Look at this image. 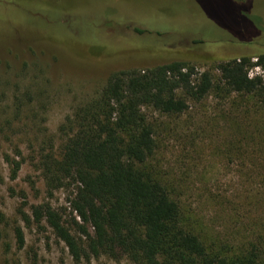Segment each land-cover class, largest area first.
Masks as SVG:
<instances>
[{"label":"rangeland","instance_id":"374dc122","mask_svg":"<svg viewBox=\"0 0 264 264\" xmlns=\"http://www.w3.org/2000/svg\"><path fill=\"white\" fill-rule=\"evenodd\" d=\"M7 1L0 6V264H77L48 224L32 219L41 205L75 217L77 184L50 189L43 167L45 157L60 158L68 118L118 72L181 62L218 82L219 64L260 52L239 39L264 33V0ZM256 76L264 79V70L252 68ZM149 115L158 126L151 166L175 187L196 227L230 247L250 237L264 220L258 99L213 94L180 117ZM79 264L133 263L104 256Z\"/></svg>","mask_w":264,"mask_h":264},{"label":"trees","instance_id":"16d2710c","mask_svg":"<svg viewBox=\"0 0 264 264\" xmlns=\"http://www.w3.org/2000/svg\"><path fill=\"white\" fill-rule=\"evenodd\" d=\"M236 1L247 6L252 2ZM7 3L0 0V6ZM239 40L260 52L219 64L218 82L209 72L199 75L181 62L118 72L68 118L60 158L45 157L43 167L50 189L71 180L77 184L70 202L75 217L66 221L50 205H41L33 208L32 219L37 225L48 224L75 263L105 256L133 264H264V220L232 247L217 243L196 227L175 187L159 179L151 166L158 126L149 112L180 117L191 103L213 94L256 97L264 110V79L250 77L252 68L264 70V33L258 30L249 40ZM261 145L264 154V142ZM10 165L16 179L20 164ZM15 236L23 248V230L17 227Z\"/></svg>","mask_w":264,"mask_h":264}]
</instances>
